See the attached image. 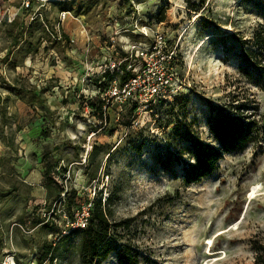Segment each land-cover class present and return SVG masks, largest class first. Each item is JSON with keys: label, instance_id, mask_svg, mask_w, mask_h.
Returning a JSON list of instances; mask_svg holds the SVG:
<instances>
[{"label": "rangeland", "instance_id": "rangeland-1", "mask_svg": "<svg viewBox=\"0 0 264 264\" xmlns=\"http://www.w3.org/2000/svg\"><path fill=\"white\" fill-rule=\"evenodd\" d=\"M26 1L2 0L14 19L0 25V264H37L44 243L85 225L92 199L110 193L111 220L134 218L114 243L137 249L142 264H253L254 243L264 242V0ZM123 60L136 80L126 91L113 81L99 99L104 72ZM34 92L52 114L31 102ZM233 103L257 121L256 141L224 153L198 183H184L181 162L158 163L189 157L188 130L218 145L211 105ZM94 144L110 153L98 155L92 179ZM48 163L77 190L73 217L62 200L52 214L44 208ZM44 215L55 231L32 226ZM79 239L60 246L53 264H81ZM101 264H118L117 253Z\"/></svg>", "mask_w": 264, "mask_h": 264}, {"label": "trees", "instance_id": "trees-1", "mask_svg": "<svg viewBox=\"0 0 264 264\" xmlns=\"http://www.w3.org/2000/svg\"><path fill=\"white\" fill-rule=\"evenodd\" d=\"M33 5L30 1L28 8ZM162 14L165 10H161ZM163 18V17H162ZM45 20V19H43ZM164 20V19H162ZM37 23V18H34L31 25ZM40 24V23H39ZM12 25V23L10 24ZM30 25V26H31ZM43 36H47L49 27L43 26ZM53 30V28H52ZM49 32H52L51 29ZM67 38V35L66 37ZM257 38L262 39L259 35ZM61 37L59 43L61 42ZM18 37L15 42L17 44ZM244 60L248 62V66H258V61H252L253 51H242ZM128 60L119 62L118 66L111 70H106L103 74V82L100 86L104 90L100 91L98 98L101 99L103 92L110 83L115 81L117 88L123 89L133 78H136L137 73L132 67H128ZM98 82V81H97ZM19 92L22 90L19 89ZM31 102H38L42 108L52 114L50 107L46 104V100L36 92L33 93ZM92 109L99 108L100 114H104L103 104L91 103ZM137 103H134L133 109L137 108ZM212 115L209 122V127L212 135L218 141V145L206 142L200 135L191 130L185 131L186 139L189 144L183 152L189 157L183 159L178 155L173 154L160 156L158 163L165 169L171 170L175 161L182 163L183 181L185 184L198 183L206 176L215 172L219 167V162L228 152H237L258 138V123L255 119H249V116L244 113V105L233 103L232 106L211 105ZM174 133L178 134L182 131L180 123L174 125ZM109 154L110 151L103 145L94 144L87 159L91 166L90 178H95L97 171L101 165V159H97L100 153ZM52 164L46 166V197L44 200V208L46 212L54 213L56 206L54 202L62 200L63 205L67 207L66 212L72 217V208H82L79 202V196L76 189L67 190L63 183H59L51 175ZM175 197H170L174 200ZM115 197L110 193L103 201V196H97L92 199L88 209L85 225L76 226L69 229V232L59 239L58 244L52 242L44 243L36 258L37 264H53L57 256L61 255L60 246H66V243L71 240L76 232H79L80 239L78 241V249L81 264H101L108 259L112 252L117 253L118 264H142L140 262V252L130 245L118 247L115 245V232L119 228L129 229L134 221L133 217H127L119 221H112L111 204ZM89 197L87 199V202ZM32 226L45 225L51 228H57V224L53 220L44 215L31 221ZM60 232V231H58ZM255 257L253 264H264V242L254 243Z\"/></svg>", "mask_w": 264, "mask_h": 264}, {"label": "built area", "instance_id": "built-area-1", "mask_svg": "<svg viewBox=\"0 0 264 264\" xmlns=\"http://www.w3.org/2000/svg\"><path fill=\"white\" fill-rule=\"evenodd\" d=\"M30 3V0L26 1V5L28 6ZM14 17L11 15V13L9 12V8L5 7L4 4L2 3V0H0V25L6 24V23H11L13 21ZM137 78V76H136ZM136 78H133L124 88L123 90H127V87L134 81L136 80ZM117 88V86L115 87ZM162 89V87H157V86H153L152 88V93L155 92H160ZM120 90V89H119ZM130 92V91H129ZM117 93V92H116ZM88 215V212H87ZM86 219V217H85ZM85 224V223H84ZM81 225L80 222L74 223L73 224V228L76 226Z\"/></svg>", "mask_w": 264, "mask_h": 264}, {"label": "bare ground", "instance_id": "bare-ground-1", "mask_svg": "<svg viewBox=\"0 0 264 264\" xmlns=\"http://www.w3.org/2000/svg\"><path fill=\"white\" fill-rule=\"evenodd\" d=\"M255 190H256V188H255ZM253 196H254V191L250 192L249 197L252 198ZM210 242H211V239L208 241V243H210Z\"/></svg>", "mask_w": 264, "mask_h": 264}]
</instances>
